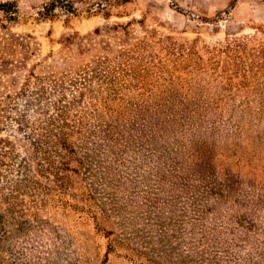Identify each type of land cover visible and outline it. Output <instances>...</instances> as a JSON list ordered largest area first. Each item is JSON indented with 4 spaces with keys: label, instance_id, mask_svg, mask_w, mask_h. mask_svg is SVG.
<instances>
[{
    "label": "rangeland",
    "instance_id": "1",
    "mask_svg": "<svg viewBox=\"0 0 264 264\" xmlns=\"http://www.w3.org/2000/svg\"><path fill=\"white\" fill-rule=\"evenodd\" d=\"M6 1L0 264H264V0Z\"/></svg>",
    "mask_w": 264,
    "mask_h": 264
},
{
    "label": "trees",
    "instance_id": "2",
    "mask_svg": "<svg viewBox=\"0 0 264 264\" xmlns=\"http://www.w3.org/2000/svg\"><path fill=\"white\" fill-rule=\"evenodd\" d=\"M81 1V0H78ZM109 0H100L94 3L95 8L93 10L87 9L85 12L88 16H95L100 15L104 19H106L109 16V13L107 12V7ZM15 3L13 1H6L0 3V13L3 14L8 21L14 22L15 21ZM54 3L50 2L47 5L43 6L41 8V11L37 13L39 18L41 20H50L54 17L52 14L54 10ZM62 11H64L66 14H74V9L72 8L71 4H63V6H59ZM69 85H75V83H70ZM70 86V87H71ZM18 123H22V121H18Z\"/></svg>",
    "mask_w": 264,
    "mask_h": 264
}]
</instances>
